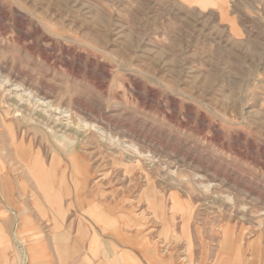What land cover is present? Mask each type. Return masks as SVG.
Here are the masks:
<instances>
[{"label":"rangeland","instance_id":"374dc122","mask_svg":"<svg viewBox=\"0 0 264 264\" xmlns=\"http://www.w3.org/2000/svg\"><path fill=\"white\" fill-rule=\"evenodd\" d=\"M0 190L22 253L33 221L44 245L87 227L65 264H116V233L156 264H264V0H0Z\"/></svg>","mask_w":264,"mask_h":264},{"label":"crops","instance_id":"0c3cea01","mask_svg":"<svg viewBox=\"0 0 264 264\" xmlns=\"http://www.w3.org/2000/svg\"><path fill=\"white\" fill-rule=\"evenodd\" d=\"M5 201H6L5 198L3 197L0 198V264H65L66 261L70 257H72L74 253L76 255L77 252L81 253L83 251L82 249L85 247L83 245V242L88 237V234H90L88 232L89 230L87 229V227L82 229L81 228L77 229L75 236L73 238L75 240L73 246L70 247V245H67L69 241H67L66 243L63 241V243L60 244H63L62 246L67 245L68 247L64 246L63 250L58 251L57 249H55V246H58L59 243L57 244L53 242L52 235H51V244L50 245L43 244L42 241L43 235L40 233L37 223H34L32 221V226L35 236L22 237L26 240L27 243L22 253L19 250L18 246L16 245V242L13 240L14 233L18 225V221L15 220V218L12 216L14 214L11 208V204H8ZM14 223H16L15 228L13 227ZM68 230L69 229L65 230V228L62 230L64 236L66 235L68 237V234H70L71 232L70 230L69 231ZM229 235L230 234L227 235V239L231 238ZM98 238H100L101 240L100 241L101 245L107 244V240H106L107 237L99 234ZM109 240L111 243H114L113 246H119L120 248H122L121 253H119L116 249L114 250V259H115L114 263L144 264V262L140 260L137 255H133L131 251H129L130 250L129 247H134L140 251V254L145 261V264H156L153 260L150 259V256L145 251H142L141 248L136 246L137 241H134V239L130 241L124 236L118 235L116 233L115 236H110L108 241ZM90 242L91 243L89 244L88 250L90 251V253L96 254L97 250H99L97 248L96 238L93 237V240H91ZM70 249H71V254H69ZM95 258L98 260L99 264H106L107 258L102 255H99V252L96 254ZM92 260H93L92 258L86 259V257H82L80 258L79 261L77 260L78 262L77 264H90ZM118 261H121V263ZM242 264H247V263L243 261Z\"/></svg>","mask_w":264,"mask_h":264},{"label":"bare ground","instance_id":"6f19581e","mask_svg":"<svg viewBox=\"0 0 264 264\" xmlns=\"http://www.w3.org/2000/svg\"><path fill=\"white\" fill-rule=\"evenodd\" d=\"M21 141V139H20ZM30 145V144H29ZM25 146L23 142L17 143L15 146V154L19 157H22V161L24 162V166L26 170L33 175V178L35 179L36 183L38 184V187L44 197V202L48 204L51 210V214L54 219H57L59 217H63L65 215V210L62 208V203L59 200V198L54 194L51 190L50 181L47 179V176H44V171L47 169L44 167L45 165L43 162L39 159V156L36 154V156L32 153V148L30 146ZM28 147V148H27ZM74 153L68 152V162L71 164V155ZM53 162V159H52ZM53 165V163H52ZM50 168V167H49ZM94 214V212L92 213ZM63 223H58L55 226L54 233H53V240L57 242L58 246H55V249L58 251L63 250L62 246L63 241L66 243L69 240L64 239L65 237L68 238L66 235L62 233ZM63 236V238H62ZM76 239V238H75ZM79 240V239H78ZM77 240V241H78ZM79 242V241H78ZM62 246V247H61ZM66 247V246H65ZM68 247V246H67ZM71 247V246H70ZM77 251V250H75ZM79 251V249H78ZM234 253V252H233ZM238 253L235 256H229L227 254H220L217 256L215 262L213 264H242L241 260L238 257Z\"/></svg>","mask_w":264,"mask_h":264}]
</instances>
